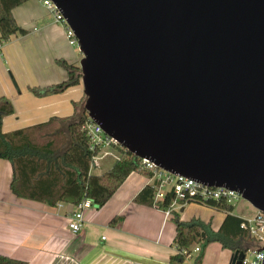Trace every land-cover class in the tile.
Segmentation results:
<instances>
[{
	"label": "water",
	"instance_id": "1",
	"mask_svg": "<svg viewBox=\"0 0 264 264\" xmlns=\"http://www.w3.org/2000/svg\"><path fill=\"white\" fill-rule=\"evenodd\" d=\"M50 1L82 55L91 121L137 158L264 212V0Z\"/></svg>",
	"mask_w": 264,
	"mask_h": 264
},
{
	"label": "crops",
	"instance_id": "2",
	"mask_svg": "<svg viewBox=\"0 0 264 264\" xmlns=\"http://www.w3.org/2000/svg\"><path fill=\"white\" fill-rule=\"evenodd\" d=\"M12 15L26 33L12 35L0 44V95L14 108L13 114L1 119L3 133L53 117H69L73 102L83 96L81 82L62 93L42 97L29 90L62 82L67 75L56 60L79 67L82 55L69 44L64 26L54 22L41 0H27L13 8ZM11 178L10 162L0 158V254L27 264H168L175 253V225L170 215L156 206L133 202L138 192L152 184L151 178L128 175L102 207L84 212L77 232L68 227L73 205L59 202L50 207L16 197L9 189ZM177 210L181 220L198 218L209 222L213 230L225 216L196 202ZM113 218L120 220L112 223ZM231 255L230 250L213 242L207 245L201 264H229Z\"/></svg>",
	"mask_w": 264,
	"mask_h": 264
},
{
	"label": "trees",
	"instance_id": "3",
	"mask_svg": "<svg viewBox=\"0 0 264 264\" xmlns=\"http://www.w3.org/2000/svg\"><path fill=\"white\" fill-rule=\"evenodd\" d=\"M27 0H0V44L12 35H23L24 29L18 26L12 9ZM67 78L62 82L46 87H30L38 97L62 93L68 87L80 83V68L65 60H56ZM79 102H73V113L65 118H50L46 122L14 130L1 131V119L14 113L12 103L0 95V158L10 162L12 178L9 189L16 197L41 202L53 207L59 202L76 205L83 199L92 200L96 208L102 207L122 185L131 173L151 178L152 172L143 169L141 159L120 146H114L118 157L111 167L101 174H91L92 155L89 137L84 129L89 117ZM133 202L145 206L166 209L171 202V194L163 201L154 202L150 185L138 192ZM203 204L225 213L217 230L209 222L198 218L181 220L179 211H171L175 225L173 246L175 253L168 264H201L208 244L217 242L231 252L245 251L252 245L249 232L240 228L241 217L233 215L232 205L222 201H190ZM120 220L113 218L112 223ZM198 245V251L192 248ZM0 264H27L26 261L0 254Z\"/></svg>",
	"mask_w": 264,
	"mask_h": 264
},
{
	"label": "built area",
	"instance_id": "4",
	"mask_svg": "<svg viewBox=\"0 0 264 264\" xmlns=\"http://www.w3.org/2000/svg\"><path fill=\"white\" fill-rule=\"evenodd\" d=\"M41 1L52 13L54 22L64 26L65 35L69 44L76 45L77 43L73 32L67 27L63 16L53 3L50 0ZM84 129L89 137V148L94 152L91 158V163L92 166H96V160L100 157L101 152L107 148L115 150L114 146L118 144L112 138L107 136L98 124L90 119L86 121ZM103 155L106 156L109 155V153L104 151ZM140 164L143 169L152 172V184H150V186L152 187L154 202H161L168 194H171V202L166 209H163L167 216L171 214V211L179 209V207L190 201H199L201 203H207L208 201H222L226 204L232 205L234 200L241 197L236 191L225 186H206L194 179L182 175H175L158 168L153 163L146 160L141 159ZM93 207L94 204L89 198L83 199L78 204L74 205V209L69 216L68 222V227L72 232L80 230L84 212ZM240 228L249 232V237L252 242V245L243 251L244 255L240 264H263L264 251L262 250V247L264 246V212L257 211L252 218L244 219L240 224ZM197 251L198 245H195L192 248V252L195 253Z\"/></svg>",
	"mask_w": 264,
	"mask_h": 264
},
{
	"label": "rangeland",
	"instance_id": "5",
	"mask_svg": "<svg viewBox=\"0 0 264 264\" xmlns=\"http://www.w3.org/2000/svg\"><path fill=\"white\" fill-rule=\"evenodd\" d=\"M78 49L77 44L75 45ZM84 100L85 97L82 100V104L81 106L83 107L84 104ZM107 151L109 153V155H103V152ZM118 152L117 150H112V149H104L101 154L100 157L96 160V166H91L90 168V173L91 174H101L103 172H105L106 170H108L111 165L114 163V161L117 159L118 157ZM95 207V206H94ZM232 211L233 214H238V215H243L248 217L249 219L252 218L254 216V214L257 212V210L245 199H243L242 197L238 198L237 200H234L232 203Z\"/></svg>",
	"mask_w": 264,
	"mask_h": 264
}]
</instances>
